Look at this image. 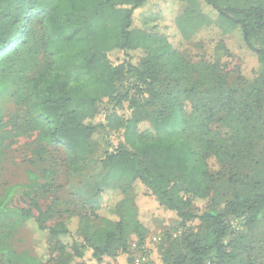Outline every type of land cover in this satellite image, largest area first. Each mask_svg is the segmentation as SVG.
Instances as JSON below:
<instances>
[{
    "label": "trees",
    "instance_id": "obj_1",
    "mask_svg": "<svg viewBox=\"0 0 264 264\" xmlns=\"http://www.w3.org/2000/svg\"><path fill=\"white\" fill-rule=\"evenodd\" d=\"M148 1L134 0L116 20L111 0H0V96L8 93L18 107L15 128H22L6 130L0 112V149L31 131L38 143L25 180L5 185L0 195V228L31 222L47 241L45 249L33 253L0 247V264H109L125 255L129 231L139 243L145 235L133 204L136 182L183 223L197 219L205 229L203 235L180 238L184 252L171 257L163 250V264H252L232 221L245 229L264 227V192L236 189L229 200L199 211L192 198L202 197L197 175L205 173V160L210 154L223 156L224 139L228 131L233 134V120L219 127L224 120L217 117L224 112L237 124L249 119L259 89L239 71L235 86L206 82L199 93L196 84H189V74L214 75L218 61L193 62L163 36L133 30V11ZM221 1L204 0L222 32L237 30L264 67V47L252 43L253 34L264 31V5L250 0L222 8ZM201 20L187 10L180 15L176 23L182 37L189 38L188 28ZM136 41L145 56L133 64L128 51ZM113 48L124 53L117 65L106 57ZM39 56L45 60L40 66ZM176 139L182 145H174ZM54 151L61 158L52 165ZM62 177L66 192L87 206L89 216L71 213L47 226L50 212H43L31 195ZM117 189L123 195L111 209L117 219L99 216L100 195ZM15 194L29 199L37 215L11 207ZM74 217L79 239L72 233Z\"/></svg>",
    "mask_w": 264,
    "mask_h": 264
},
{
    "label": "rangeland",
    "instance_id": "obj_2",
    "mask_svg": "<svg viewBox=\"0 0 264 264\" xmlns=\"http://www.w3.org/2000/svg\"><path fill=\"white\" fill-rule=\"evenodd\" d=\"M111 1L116 5V10L111 14L114 19L121 20L126 11L131 9L134 0ZM249 1L222 0L221 6L222 8L243 6ZM258 1L264 5V0ZM88 7L91 8V5ZM186 10L190 11L192 17L198 15L203 18L201 22H194L188 28L192 34L189 38L182 37L176 23V19ZM132 24V29L135 31L163 36L174 49L186 53L193 62L218 61L215 63L218 65L215 67L214 75L189 74V84L191 86L196 84L199 93H204L206 82L218 85L226 82L228 88L235 86L239 71L248 81L255 80V85L259 89L258 95H255L256 100L249 119L242 117L237 124L235 119L227 117L224 112L217 117L224 120L218 125L219 127H228L233 120L235 124L232 129L233 134H229L231 131H228L224 139L226 143L223 156L217 158L210 154L205 160V173L197 175V187L202 197L193 196L192 207L199 211L207 206L220 204L229 200L236 189L251 188L264 192V83L262 85L263 78H261L264 75V67L255 54L246 48L240 33L237 30L222 32L217 14L205 4L204 0H149L133 11ZM112 27L114 28V25ZM35 31L37 32V27ZM137 42L134 43L135 47L128 51L133 64L145 56L142 43L136 44ZM252 43L256 48L264 47V31L255 32ZM106 57L112 65L124 61V53L116 48L109 50ZM43 63H45L44 58L39 56V66ZM18 110L8 93L0 96V112L4 116L6 130L10 131L13 128V133L22 129L15 128V124H20V121L16 120ZM216 120L213 123H216ZM142 126L146 127V124ZM191 135L193 137L198 135L195 128L192 129ZM110 139L109 144L114 143L113 137ZM181 141L176 139L173 144L180 146ZM37 146V133L34 131L4 143L2 151L0 149V195L5 190V185L21 183L25 180V171L29 167L27 161L33 158ZM96 154L98 155V150ZM60 158L61 152L54 151L51 157L52 165L59 163ZM58 176L60 178L63 175ZM134 192V209L137 212L138 221L145 228L144 238L139 243L136 233L129 231L127 236L129 246L125 255H120L115 260L109 259L107 261L109 264H132V257L139 253L146 254L150 264H163V250L171 257L185 251L184 247L179 245L183 235L205 233L204 227L197 219L183 223L175 212L160 205L141 183L134 184ZM122 198L123 195L118 189L102 193L99 198L98 215L116 220L117 216L111 212V209L117 206ZM31 199L35 200L43 212H50L52 219L47 222V226L67 219L71 213L89 216L87 206L66 192L63 177L46 191L33 192ZM9 205L17 209L30 210L34 216L37 215L30 200L22 194L13 195ZM77 220L76 217L72 218L70 224L72 233L76 239H79L77 231L78 228L81 230V227ZM239 223L232 221V227L243 236L252 264H264V227L254 230L245 229L241 228ZM102 229H105L104 225L99 227V232ZM46 244V236L36 231L31 222L13 226V228H0V247L8 248L16 254L25 250L32 253L35 249L42 250L45 249Z\"/></svg>",
    "mask_w": 264,
    "mask_h": 264
},
{
    "label": "built area",
    "instance_id": "obj_3",
    "mask_svg": "<svg viewBox=\"0 0 264 264\" xmlns=\"http://www.w3.org/2000/svg\"><path fill=\"white\" fill-rule=\"evenodd\" d=\"M132 264H150V261L146 254L139 253L132 257Z\"/></svg>",
    "mask_w": 264,
    "mask_h": 264
}]
</instances>
